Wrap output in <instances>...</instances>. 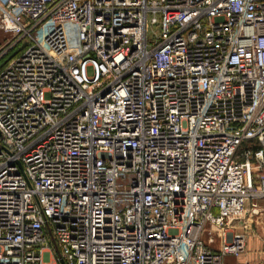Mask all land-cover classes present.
I'll use <instances>...</instances> for the list:
<instances>
[{"label":"built area","instance_id":"built-area-1","mask_svg":"<svg viewBox=\"0 0 264 264\" xmlns=\"http://www.w3.org/2000/svg\"><path fill=\"white\" fill-rule=\"evenodd\" d=\"M0 32V264L243 256L264 220V0H0Z\"/></svg>","mask_w":264,"mask_h":264},{"label":"rangeland","instance_id":"rangeland-1","mask_svg":"<svg viewBox=\"0 0 264 264\" xmlns=\"http://www.w3.org/2000/svg\"><path fill=\"white\" fill-rule=\"evenodd\" d=\"M157 28H158L157 24H150L149 31H148L150 37L153 36ZM6 42H7L6 35L0 32V47H3V45H5ZM260 222H261L260 225H258L257 227L258 236H253V240L249 241L248 248L250 249L251 248L258 249V247H260L258 242L264 241V224L262 225V223H264V220H261ZM227 263L228 264H239V259L234 258V257L231 258L230 256L228 257Z\"/></svg>","mask_w":264,"mask_h":264},{"label":"crops","instance_id":"crops-1","mask_svg":"<svg viewBox=\"0 0 264 264\" xmlns=\"http://www.w3.org/2000/svg\"><path fill=\"white\" fill-rule=\"evenodd\" d=\"M250 240H253V237H249L248 238V245H249V241ZM258 244L260 246V247H258V249H252V248L250 249V248H247V250L243 254V256H241V257H234V258L239 259V264H243V262L245 260H247V259L251 260L252 262L260 259L264 255V252H263L264 241L258 242ZM226 261H228V257H227Z\"/></svg>","mask_w":264,"mask_h":264},{"label":"trees","instance_id":"trees-1","mask_svg":"<svg viewBox=\"0 0 264 264\" xmlns=\"http://www.w3.org/2000/svg\"><path fill=\"white\" fill-rule=\"evenodd\" d=\"M24 47H25L24 43L17 44L4 60L9 59L10 57L18 54ZM3 62H5V61H3Z\"/></svg>","mask_w":264,"mask_h":264}]
</instances>
